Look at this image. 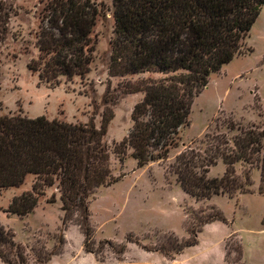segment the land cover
I'll use <instances>...</instances> for the list:
<instances>
[{
  "label": "trees",
  "instance_id": "obj_1",
  "mask_svg": "<svg viewBox=\"0 0 264 264\" xmlns=\"http://www.w3.org/2000/svg\"><path fill=\"white\" fill-rule=\"evenodd\" d=\"M112 1L115 38L111 42L110 75L156 73L161 77L129 82L115 90L109 86L100 128L94 118L88 123H70L45 116L0 115V189L19 187L30 174L38 179L33 192L15 198L8 212L27 216L46 195L45 187L57 188L64 213L62 231L79 214L85 250L91 254V197L118 181L105 141L115 118L113 106L123 95L144 94L134 105L132 129L115 147L119 162H126L129 150L139 168L167 160L179 146L181 130L190 123L195 99L213 74L244 55V41L264 7V0ZM10 11L0 2V50L9 32ZM100 12L95 0H48L37 33L39 55L30 60L28 69L52 86L59 85L62 77H86L94 58L96 43L92 35ZM227 127L239 133L232 139L225 134L208 135L203 152L185 150L171 166L183 190L197 200L225 195L234 199L250 193L249 187L254 185L252 168L261 166L264 171V131L245 129L233 121ZM219 159L226 165L225 173L221 178H211V168ZM237 163L249 167L243 180L237 175ZM259 194L264 196V179ZM56 201L52 195L50 203ZM212 209L216 212L203 225L228 223L222 211ZM198 232L196 228L190 230L194 240L188 246L198 244ZM11 236L1 230L0 242L20 250L22 246ZM59 242L63 244V234ZM107 243L117 255L126 251V246L117 252L112 242ZM59 251H52L47 261ZM0 256L13 264L1 251Z\"/></svg>",
  "mask_w": 264,
  "mask_h": 264
},
{
  "label": "rangeland",
  "instance_id": "obj_2",
  "mask_svg": "<svg viewBox=\"0 0 264 264\" xmlns=\"http://www.w3.org/2000/svg\"><path fill=\"white\" fill-rule=\"evenodd\" d=\"M47 1L0 0L12 9L9 32L0 50V115L45 116L70 123H88L94 118L100 128L109 86L115 90L129 82L161 76L110 75L114 5L112 0H95L101 12L92 35L96 44L90 73L82 79L62 77L57 86L41 82L27 65L39 55L37 33ZM243 52L211 76L208 86L195 99L190 123L181 130L179 146L165 161L139 168L129 150L126 162H119L115 147L132 129L134 105L144 94L123 95L113 106L115 118L105 141L118 181L99 189L90 200L94 254L85 250L79 214L62 231L64 213L57 188L45 187L46 195L24 217L8 209L15 198L33 192L37 176L28 175L19 187L0 189V232L10 233L14 243L22 246L19 250L0 242L6 259L13 264H264V196L259 194L264 179L262 167L252 168L254 185L249 187L250 193L238 194L234 199L225 195L204 200L185 192L171 169L185 150L203 152L208 135L225 134L232 139L239 132L228 129L231 121L245 129L264 131V7L244 41ZM235 168L243 180L248 165L237 163ZM225 169L219 159L209 177L221 178ZM52 195L56 196L55 203H50ZM213 207L224 213L228 223L217 222L202 233L211 224L203 222L216 212ZM194 228L199 230L198 243L202 233V243L188 246L194 240L190 233ZM225 238V244L220 245ZM107 242H112L117 252L126 246L125 253L117 255ZM56 248L60 251L47 261ZM0 264H7L1 256Z\"/></svg>",
  "mask_w": 264,
  "mask_h": 264
},
{
  "label": "crops",
  "instance_id": "obj_3",
  "mask_svg": "<svg viewBox=\"0 0 264 264\" xmlns=\"http://www.w3.org/2000/svg\"><path fill=\"white\" fill-rule=\"evenodd\" d=\"M141 97L138 99V100H142V98H143V95H140ZM218 221H216V222H213V223H211V224H209V225H207V226H205V228H204V231L202 232V233H204L209 227H211V226H213L215 223H217ZM222 223V222H221ZM202 233L200 234V236H199V243L196 245V246H198V245H200L201 243H202V239H203V237H202ZM227 238H225L224 240H222V241H220V245H223V244H225V240H226ZM189 249V248H188Z\"/></svg>",
  "mask_w": 264,
  "mask_h": 264
}]
</instances>
